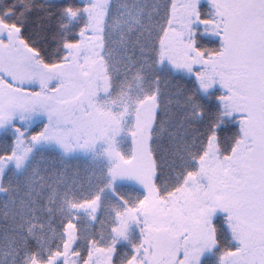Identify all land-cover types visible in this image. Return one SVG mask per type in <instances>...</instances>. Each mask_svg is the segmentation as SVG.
Instances as JSON below:
<instances>
[{
	"label": "snow or ice",
	"instance_id": "snow-or-ice-1",
	"mask_svg": "<svg viewBox=\"0 0 264 264\" xmlns=\"http://www.w3.org/2000/svg\"><path fill=\"white\" fill-rule=\"evenodd\" d=\"M0 264H264V0H0Z\"/></svg>",
	"mask_w": 264,
	"mask_h": 264
},
{
	"label": "trees",
	"instance_id": "trees-1",
	"mask_svg": "<svg viewBox=\"0 0 264 264\" xmlns=\"http://www.w3.org/2000/svg\"><path fill=\"white\" fill-rule=\"evenodd\" d=\"M85 161L87 160V158L85 157V158H83Z\"/></svg>",
	"mask_w": 264,
	"mask_h": 264
}]
</instances>
